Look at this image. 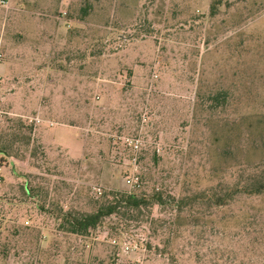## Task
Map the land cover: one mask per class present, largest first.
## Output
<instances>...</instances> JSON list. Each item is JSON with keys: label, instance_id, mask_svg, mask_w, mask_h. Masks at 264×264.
Segmentation results:
<instances>
[{"label": "rangeland", "instance_id": "374dc122", "mask_svg": "<svg viewBox=\"0 0 264 264\" xmlns=\"http://www.w3.org/2000/svg\"><path fill=\"white\" fill-rule=\"evenodd\" d=\"M0 55V264H264V195L83 237L54 218L129 191L118 135L143 140L140 189L175 199L264 158V0H0Z\"/></svg>", "mask_w": 264, "mask_h": 264}, {"label": "trees", "instance_id": "16d2710c", "mask_svg": "<svg viewBox=\"0 0 264 264\" xmlns=\"http://www.w3.org/2000/svg\"><path fill=\"white\" fill-rule=\"evenodd\" d=\"M209 100L213 108L224 107L227 101L226 91L224 89L217 90ZM234 149L230 148V151L233 152ZM144 151L143 149L142 152ZM231 167H235V170H237V174L231 182H223L216 186L211 185L180 198L175 199L168 194H164L161 190L150 193H145L141 189L123 190L114 192L112 195L103 193L97 198V206L92 211L75 212L58 209L54 214V218L59 219L58 226L64 232L83 237L88 236L106 218L114 214L123 215L126 219L132 220L134 219V213L138 216L144 211H148L155 204H168L178 214L182 210L190 212L193 207L197 211L204 212L214 207L227 205L241 196L264 195V158L254 164L240 162ZM24 193L27 197L34 195L30 189H24ZM111 228L117 231L116 236L130 235L129 232L133 230L129 228V224L122 226L113 223ZM172 264L179 263L172 259Z\"/></svg>", "mask_w": 264, "mask_h": 264}, {"label": "built area", "instance_id": "2783aa9c", "mask_svg": "<svg viewBox=\"0 0 264 264\" xmlns=\"http://www.w3.org/2000/svg\"><path fill=\"white\" fill-rule=\"evenodd\" d=\"M65 13V12H64ZM1 57V55H0ZM36 121L39 120L38 117L35 118ZM118 140H120L130 151L129 163L134 167L135 170L131 171L129 174L125 176L124 182L126 186L129 188V191L138 190L142 186V179L138 172L136 171L139 155L143 150V140L140 136H130V135H118ZM8 160L2 154H0V185L2 182V171L5 167H7ZM2 199L1 190H0V202ZM25 224L28 225L29 222L25 221ZM110 242L116 246H118L123 252L128 253L135 249H138V243L135 239L130 238V236H124L121 238H112Z\"/></svg>", "mask_w": 264, "mask_h": 264}]
</instances>
